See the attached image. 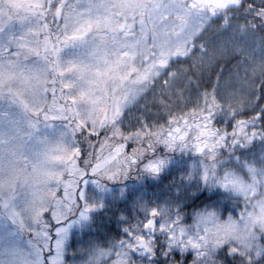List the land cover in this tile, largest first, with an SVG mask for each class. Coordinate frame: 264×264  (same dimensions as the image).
<instances>
[{
    "label": "snow or ice",
    "instance_id": "6c2138e0",
    "mask_svg": "<svg viewBox=\"0 0 264 264\" xmlns=\"http://www.w3.org/2000/svg\"><path fill=\"white\" fill-rule=\"evenodd\" d=\"M241 20L264 29V0L259 6L241 0H0V264H64L66 217L83 198L86 173L116 178L156 143L191 144L196 152L207 150L210 161L215 157L229 134L212 127L222 111L213 92L202 94L203 124L199 119L195 126L187 124L196 133L194 143L183 127L172 129L171 120L167 130L152 132L143 130L145 125L125 134L119 124L124 110L150 87L170 93L173 84L191 83L186 62H211L233 47L235 27L245 28ZM248 61L253 115L233 120L232 143L264 138V53L255 61L249 55ZM223 71L221 65L217 77ZM223 107L228 116L237 115L230 105ZM101 130L104 137L88 140ZM116 137L134 143L143 138L147 146L125 153ZM80 140L100 144L94 161L83 149V167L77 162ZM159 163L149 160L143 166L155 172ZM208 175L205 169L203 178ZM48 211L55 223L44 219ZM155 214L152 209L143 228L167 234L164 254L172 246L181 252L191 248L193 262L200 264L211 231L213 248L226 246L233 257L226 264H258L256 257H264L261 237L238 232L230 218L220 222L211 213L204 216V234L193 237L182 226L173 232L172 222L155 225ZM153 239L134 235L110 253V264H131L130 250L155 255Z\"/></svg>",
    "mask_w": 264,
    "mask_h": 264
},
{
    "label": "trees",
    "instance_id": "16d2710c",
    "mask_svg": "<svg viewBox=\"0 0 264 264\" xmlns=\"http://www.w3.org/2000/svg\"><path fill=\"white\" fill-rule=\"evenodd\" d=\"M241 3L243 5L255 3L259 6V0H241ZM239 23L245 24V28L241 31L238 25L235 27L233 47H228L211 62L196 61L194 66L191 60L186 62L187 77L191 78V83L187 86L183 81L173 84L170 93L158 91L156 86L150 87L124 110L119 124L121 132L126 134L135 133L138 128L145 125L147 127L143 130L147 132L159 130L161 127L167 130L171 120L172 129L178 130L183 127L186 137L194 143L193 137L196 133L192 127H187V124L195 126L198 119L203 124L199 111L201 109L207 111V106L202 94L205 91L213 92L217 102L222 105V111L215 115L212 127L229 134L225 137L224 143L215 149V157L210 161L207 150L196 152L191 144L188 146L177 144L168 148L165 144L156 143L150 152H145L135 164L118 177L109 179L94 174V180L86 187L83 198L75 203L68 214V217L72 218L81 207L91 205L87 228L71 233L67 240L63 251L64 263L72 259L78 263L85 262L87 255L90 254L88 253L90 246L116 250L130 243L134 235L144 234L154 237L155 255L130 250L131 264H192L194 252L191 248L181 252L179 247L172 246L167 254H164L163 249L168 244L167 234L159 231L158 227L155 231L143 228V222L149 218L151 210H156V214L152 216L155 225L172 222L173 232L182 226L187 228L185 233L192 236H195L197 231L204 232L201 226L199 230H194L192 226L196 216L203 212L215 211L222 219L239 213L243 205L236 204L227 190L221 189L219 185L202 176L205 169L210 175L214 170L213 165L215 168L227 165L241 169L245 163L264 161V138L257 137L248 142L239 140L231 142L234 138L231 136L233 120L247 119L253 115L252 102L255 93L250 72L246 71L251 68L248 56L251 55L255 61L256 56L264 53V29L247 27L244 20ZM232 33L233 29H229L228 34ZM242 57L244 63H240ZM221 65L224 66V71L217 77V70ZM256 83H259L258 75ZM227 92H233L234 95L229 97L225 95ZM260 103H264V100ZM224 105H230L237 115L228 116ZM255 127H260L259 121L255 123ZM105 135V131L101 130L97 134L89 135L88 140L97 141L98 137L102 138ZM115 140L124 144L125 153H131L134 147L147 146V141L143 138L135 143L122 137H116ZM80 147L82 153L77 162L83 167L85 154L83 149L93 153L94 161L95 149L99 148L100 144L89 145L80 140ZM149 160L160 161L157 171L152 172L143 166ZM44 217L46 221L52 223L48 212ZM258 242L264 244L262 236ZM214 256L218 264L233 261V257L226 251V246L216 249ZM256 259L258 264H264V257L258 256Z\"/></svg>",
    "mask_w": 264,
    "mask_h": 264
},
{
    "label": "clouds",
    "instance_id": "9594fccd",
    "mask_svg": "<svg viewBox=\"0 0 264 264\" xmlns=\"http://www.w3.org/2000/svg\"><path fill=\"white\" fill-rule=\"evenodd\" d=\"M213 169L208 180L227 190L236 204L243 205L237 215L225 220L230 218L238 232L264 234V162L245 163L241 169L214 165ZM207 235L211 243L215 237L211 231Z\"/></svg>",
    "mask_w": 264,
    "mask_h": 264
},
{
    "label": "rangeland",
    "instance_id": "374dc122",
    "mask_svg": "<svg viewBox=\"0 0 264 264\" xmlns=\"http://www.w3.org/2000/svg\"><path fill=\"white\" fill-rule=\"evenodd\" d=\"M262 162H264V161H262ZM93 175L94 174H92V173H86L85 176L82 178L80 187L82 189L83 195H84L86 187H88L92 184V182L94 180ZM58 192L61 195L63 194L62 189H58ZM89 209H90V207H88L85 210V205H84L79 210H77L78 212L74 217L69 218L67 215L66 224H65V232L63 235V245H62L63 251H65L66 243H67V240L70 237L71 233L78 232V231H81V230H84L87 228L88 220L90 218V212H91V210H89ZM210 213L212 214L214 219H218V221H220V222L226 221L225 218L224 219L220 218L219 214H217L215 211H212V210L206 211V212H203L202 214L196 216V220L194 222V225H192L194 230H199V226H201L202 228L205 229L206 225H205V222L202 220V218L204 216H207ZM48 214L51 217L50 211H48ZM44 219H45V217H44ZM52 223H55V222L52 221ZM183 229L185 230V232L187 231V228H183ZM203 234H204V232L199 233L197 231V234L195 236L193 235V237H196L197 235H203ZM258 236L261 237V236H264V234H261ZM235 243H237V242L235 240H233V244H235ZM89 250L90 251L88 253H90V254L87 255V259L85 260V262H79L78 263V261H75V259H72V260H69L68 263H64V264H110V253L114 250L113 248L102 249L98 246L95 247L93 245V246H90ZM201 251L205 253V259L203 261H201L200 264H215V262H216V259L214 256L215 249L213 248L211 243H209L206 248H202ZM62 259H63V252H62Z\"/></svg>",
    "mask_w": 264,
    "mask_h": 264
}]
</instances>
